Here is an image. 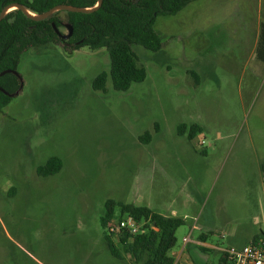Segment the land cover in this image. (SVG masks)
<instances>
[{"label": "rangeland", "instance_id": "obj_1", "mask_svg": "<svg viewBox=\"0 0 264 264\" xmlns=\"http://www.w3.org/2000/svg\"><path fill=\"white\" fill-rule=\"evenodd\" d=\"M260 22L264 0H198L158 17L162 49L133 47L146 78L126 91L110 78L92 89L110 71L105 49L24 52L22 88L0 111V264H130L106 247L108 200L175 210L184 224L171 255L194 223L223 250L264 240ZM193 124V140L178 135ZM51 158L59 171L40 174Z\"/></svg>", "mask_w": 264, "mask_h": 264}, {"label": "trees", "instance_id": "obj_2", "mask_svg": "<svg viewBox=\"0 0 264 264\" xmlns=\"http://www.w3.org/2000/svg\"><path fill=\"white\" fill-rule=\"evenodd\" d=\"M195 1L198 0H103L102 5L91 13L57 11L39 21L31 19L21 10L13 9L0 21V74L7 70L17 71L22 54L33 48L56 45L68 54L82 47L92 51L105 49L110 60V71L97 75L92 81V89L105 92L110 78L114 90L126 91L131 84L143 82L146 78V70L138 64L133 47L140 46L150 52L160 51L162 40L154 30L156 19L174 16ZM12 4L22 5L33 15H41L60 5L92 9L97 5V0H0V13ZM61 13L66 15V24L72 27V35L67 40L59 37L53 27L60 31L64 26ZM256 58L264 62V22L259 29ZM19 86L20 81L13 74L0 75V89L12 94ZM11 99L0 91V111ZM177 132L191 141L201 133V127L196 124L189 127L179 125ZM140 141L149 143L151 135L145 133ZM59 169L58 158H51L39 173L53 175ZM124 216L144 223L146 232L136 235L125 232L118 237L109 235L107 223ZM100 223L106 230V247L115 259L121 261L128 256L130 264H178L170 251L176 245L177 229L184 224L182 219L163 216L144 206L108 200ZM206 238L205 234L199 237L202 242ZM260 241L262 239L257 236L251 243ZM199 250L203 253L211 251L202 247Z\"/></svg>", "mask_w": 264, "mask_h": 264}, {"label": "built area", "instance_id": "obj_3", "mask_svg": "<svg viewBox=\"0 0 264 264\" xmlns=\"http://www.w3.org/2000/svg\"><path fill=\"white\" fill-rule=\"evenodd\" d=\"M203 140L199 145L203 146ZM144 223L137 221L131 216H124L121 219H112L106 225L109 235L118 237L121 233H129L131 235L142 234L146 232L143 227ZM198 226L194 223L191 227L190 234L183 239L186 244L191 240V233L198 231ZM223 261L226 264H264V241L259 243L247 244L239 249L222 250Z\"/></svg>", "mask_w": 264, "mask_h": 264}, {"label": "crops", "instance_id": "obj_4", "mask_svg": "<svg viewBox=\"0 0 264 264\" xmlns=\"http://www.w3.org/2000/svg\"><path fill=\"white\" fill-rule=\"evenodd\" d=\"M261 23L262 22H260L259 26H258V36H259V29H260ZM257 41H258V38H257ZM257 41L255 43V51H256ZM176 215H177V212L175 210H173L171 212V216H167V215H163V216L177 218ZM191 227H190V229H191ZM199 231H200V234H198L194 237L191 236V240L186 244L183 242V239L187 236L186 235L183 236L182 237V242H183L182 247L180 248V250L178 252L172 253L171 256L174 257L176 263H178V264H222V262H224L223 261V252H222L223 249L209 243L210 239L208 237V234H211V231L207 227H205V225L203 226V228L200 225L199 230L197 232H199ZM203 234H205L207 236L205 242H202L199 239V237ZM200 247L206 248V249L211 250V251H209L207 253H203L199 250ZM209 254L215 255L217 257L216 258L217 260L216 259L215 260H209L207 257Z\"/></svg>", "mask_w": 264, "mask_h": 264}, {"label": "water", "instance_id": "obj_5", "mask_svg": "<svg viewBox=\"0 0 264 264\" xmlns=\"http://www.w3.org/2000/svg\"><path fill=\"white\" fill-rule=\"evenodd\" d=\"M102 2L103 0H97V5L92 8V9H84V8H78V7H72V6H69V5H60V6H57V7H54L53 9L41 14V15H33L31 14L28 10H26L22 5H19V4H12V5H9L7 7H5L2 12L0 13V21L4 18V16L11 10L13 9H18V10H21L25 15H27L28 17H30L31 19L35 20V21H39V20H44L46 18H48L51 14H53L54 12H57V11H66V12H71V13H91L93 11H95L96 9H98L101 5H102ZM54 30L56 32V34L61 37L62 39L64 40H67L71 37L72 35V27L69 25V24H66V28H67V31L68 33L67 34H62L54 25ZM6 73H11L13 74L14 76H16L19 81H20V86L18 88V90L12 94L6 92L5 90L3 89H0V91L7 95L8 97L10 98H13L15 96H17L22 88V84H21V79L17 73V71H12V70H7V71H4L2 72L0 75H4Z\"/></svg>", "mask_w": 264, "mask_h": 264}]
</instances>
